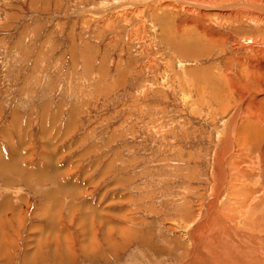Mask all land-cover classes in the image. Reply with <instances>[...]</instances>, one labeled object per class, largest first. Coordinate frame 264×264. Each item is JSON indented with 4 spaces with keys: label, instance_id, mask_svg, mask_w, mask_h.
<instances>
[{
    "label": "rangeland",
    "instance_id": "rangeland-1",
    "mask_svg": "<svg viewBox=\"0 0 264 264\" xmlns=\"http://www.w3.org/2000/svg\"><path fill=\"white\" fill-rule=\"evenodd\" d=\"M263 10L0 0V264H187L183 230L215 217L230 142V209L217 211L240 225L238 202L264 188V140L243 133L245 152L230 137L247 122L264 130L251 114L264 112ZM261 199L248 217L262 211L264 227ZM225 226L215 230L232 240Z\"/></svg>",
    "mask_w": 264,
    "mask_h": 264
},
{
    "label": "bare ground",
    "instance_id": "bare-ground-1",
    "mask_svg": "<svg viewBox=\"0 0 264 264\" xmlns=\"http://www.w3.org/2000/svg\"><path fill=\"white\" fill-rule=\"evenodd\" d=\"M228 7L229 8H234V6H232V5L231 6L229 5ZM215 10H218V9H215ZM219 10H224V8L222 7ZM263 13H264V10H263ZM235 14L236 13L232 14V17H235ZM247 16L254 17L255 15L250 13V14H247ZM237 21H239V20L237 19ZM246 63H244V64H246ZM248 66H250V64ZM247 74H250V73H247ZM254 77H257V76H254ZM255 80H258L259 81V86L264 88V80H261V78H259V77L255 78ZM229 86H232V84H229ZM251 92H253V91H251ZM251 92H248V93L250 94ZM243 98L244 99H241L242 103L238 106L239 108L237 107L238 109L236 110L237 111V113H236L237 114L236 115L237 116L236 121L241 119L242 116H244V114L246 112H248V110L246 111V105H247L246 102L249 103L248 100H249L250 97L248 98L245 95ZM245 100H247V101H245ZM251 105L252 106L255 105L254 107L257 108V104L256 103H254V105L253 104H251ZM247 107L249 108L250 106L248 105ZM251 108H253V107H251ZM252 110H253V112L252 113L250 112L252 114V116H253L252 119L254 121H257V120L260 121L261 124L264 126V112L262 113L260 111V109H258V110L257 109L256 110L252 109ZM244 121H243V123H244ZM230 124L231 123H229V125ZM240 124L242 125V122ZM245 124H246V126L245 127L242 126L243 129H241V132H239V133L237 132L238 134L236 133L237 130L234 129L233 126H232V129H231L232 131L230 130L231 131V136L230 137H231V139L238 140L239 144L243 145L244 151L246 152V151H251L252 147H249V146L246 145V142L244 141V139L240 138L241 135L244 133L245 136L253 144L256 145L257 141H259V139L264 140V130L261 129L258 126V123H254V122L253 123H251V122L248 123L247 122ZM225 129H226V126H225ZM230 141H232V140H230ZM231 143H232V145L230 146V148H228L229 149L228 153H226V155L224 157L222 156L223 157L222 161H221L222 165L220 164L221 166H220L219 172H220V175H222V177H221V181H222L221 185L219 184L220 187H221L220 192H219V194L217 193V195H215V197L213 196L214 198H212L213 200L210 202L211 204L208 207L209 210L211 208H213L212 211L215 212V213H212V214H214L215 217L212 216L214 218H212L211 221L208 224H207V222L205 223V218H204L202 222L195 221V222H197L195 224V226H192V227H190L188 229L183 230L182 234H183L186 242H188V244H191L192 247H193V252L189 256L190 260H188L187 264H264V227L261 226V224H263L262 222L257 223L259 221L258 218H257L258 214L262 213V211H259L257 213L254 211L255 214L253 213L251 215L252 216L251 218L248 217L249 216V210H250V208L252 206V203L253 202H257V201L259 202V201L262 200L261 198H264V188H263V193H262L261 197H256V198L254 197L255 199L253 201L252 200H248V204L246 203L247 198H245V197L241 198L240 197L242 199L243 203L245 202L244 204L243 203L239 204V202H238V205L236 206V208L238 210L236 214L238 216V219L240 220V223H241L240 225L235 226V224L234 225L230 224L227 220L221 218L220 214L217 211L219 208H221L220 206L225 205V206L229 207L228 202H229V199H230L229 194H230V190H231V183H230V175H231V173L229 174V169H230V165L232 166V163H233L232 161H233L234 158H232V155H233L232 154V150H233L234 145H235L234 142H230V144ZM261 150H262V148H261ZM261 152H262L261 153L262 154L261 157H262V159H264V151L262 150ZM263 163H264V161H263ZM231 179H233L232 175H231ZM236 191H238V190L236 189L234 192H236ZM240 192H241V190H240ZM245 193H243V194L246 195ZM231 194H232V192H231ZM243 194L240 193L238 195L242 196ZM236 195H233L231 197H234ZM231 204L235 205V203H231ZM229 209H230V207H229ZM224 213H222V214H224ZM204 215H205V213H204ZM206 215H207V217L209 216V214L207 212H206ZM226 216H229V215H226ZM246 216L249 218V220H247ZM244 219H246L248 221V223H249L248 225L245 223L246 221ZM231 221H233V220L231 219ZM249 221H251V223ZM221 223H224L227 227L229 226L228 228L232 229V232H231V235H230L233 238V239L230 238L232 240H228L224 234H222V233H220V232L215 230V228L217 226H220ZM212 225H213V229L209 228ZM225 227H224V229H225ZM118 231H119L118 233L121 234L122 231L121 230H118ZM111 232H112V230H111ZM212 232L213 233L216 232V234L214 233L215 235L213 236V240H216V241L215 242L213 241V243L210 245L207 242V237L210 235L209 233H212ZM241 254L246 255L247 258L241 256Z\"/></svg>",
    "mask_w": 264,
    "mask_h": 264
}]
</instances>
